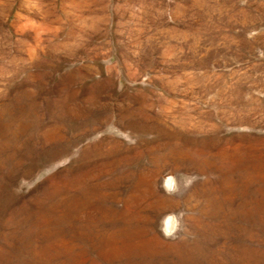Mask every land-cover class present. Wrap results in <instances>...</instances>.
<instances>
[{"label": "rangeland", "instance_id": "obj_1", "mask_svg": "<svg viewBox=\"0 0 264 264\" xmlns=\"http://www.w3.org/2000/svg\"><path fill=\"white\" fill-rule=\"evenodd\" d=\"M0 264H264V0H0Z\"/></svg>", "mask_w": 264, "mask_h": 264}, {"label": "bare ground", "instance_id": "obj_2", "mask_svg": "<svg viewBox=\"0 0 264 264\" xmlns=\"http://www.w3.org/2000/svg\"><path fill=\"white\" fill-rule=\"evenodd\" d=\"M170 221L169 220H167V225H169L170 223H169Z\"/></svg>", "mask_w": 264, "mask_h": 264}]
</instances>
